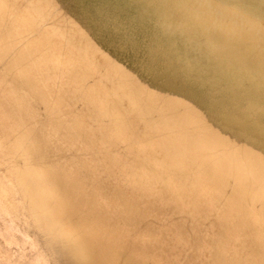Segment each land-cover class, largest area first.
<instances>
[{
	"label": "bare ground",
	"instance_id": "6f19581e",
	"mask_svg": "<svg viewBox=\"0 0 264 264\" xmlns=\"http://www.w3.org/2000/svg\"><path fill=\"white\" fill-rule=\"evenodd\" d=\"M11 1L24 9L0 5V18L25 51L50 44L91 79L96 135L134 153L125 178L214 213L212 264H264V0H133L138 20L118 0ZM230 242L251 249L227 255ZM23 250L0 233V264H25Z\"/></svg>",
	"mask_w": 264,
	"mask_h": 264
},
{
	"label": "rangeland",
	"instance_id": "374dc122",
	"mask_svg": "<svg viewBox=\"0 0 264 264\" xmlns=\"http://www.w3.org/2000/svg\"><path fill=\"white\" fill-rule=\"evenodd\" d=\"M118 1L138 20L133 0ZM0 5L24 9L11 0ZM28 51L18 23L2 16L0 233L10 229L25 264L36 255L43 264H212L222 232L215 214L206 208L190 216L139 192L124 176L136 169L128 160L134 153L96 135L102 122L91 79L65 66L66 56L50 44L43 54ZM229 245L227 255L251 249Z\"/></svg>",
	"mask_w": 264,
	"mask_h": 264
}]
</instances>
